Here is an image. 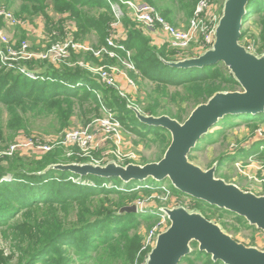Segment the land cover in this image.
Wrapping results in <instances>:
<instances>
[{
    "label": "trees",
    "instance_id": "trees-1",
    "mask_svg": "<svg viewBox=\"0 0 264 264\" xmlns=\"http://www.w3.org/2000/svg\"><path fill=\"white\" fill-rule=\"evenodd\" d=\"M110 1L114 3L116 0ZM110 1L25 0L19 14H40L48 21H51L47 15L48 10L59 16H66L65 19L76 25L78 31L75 38L86 40L95 35L92 37L98 38L100 46H106V38L114 20ZM145 1L158 7L163 0ZM170 1L184 10L186 18L190 20L200 0ZM246 9L240 41L246 36L243 28L250 19L258 18L264 33V0H250ZM160 10L170 22L175 23L174 13L169 7H161ZM123 23L128 30L124 47L127 51L134 52L136 69L149 81L158 82L157 88L161 91L167 85L182 87L184 94L193 99L195 109L207 103L216 93L223 92L225 86L230 88L228 92H234L240 87L231 72L225 73L220 65L191 69L169 67L167 63L175 62L176 59L171 58L165 48L157 49L153 46L143 30L128 17H125ZM258 50L259 56L264 54V48ZM118 52L122 58L126 57V52ZM73 55L80 59L86 57L99 64L92 53ZM23 65L39 79H29L18 69L0 68V103L9 108L11 117L8 122L11 134L4 137L0 132V150L10 147H6V144L15 137L13 132L19 135L28 129L30 118H36V113L49 119L54 116L52 119L58 124L56 132H61L70 125L77 108L84 115L86 111H93V116L98 117L103 105L98 98L101 93L106 101L105 106L118 111L117 118L123 126L145 139L162 143L161 155L156 162L164 157L171 143V136L168 140L163 135L167 131L142 124L133 107L117 97L114 90L101 85L98 78L87 69L80 66L68 69L51 62L37 61ZM78 84L83 86L77 87ZM141 107L143 114L148 116H169L182 122L188 119L183 120L181 114H172L159 100H151L146 106L141 104ZM236 117L248 123H264L263 113L257 116H227L216 126L225 128L233 124ZM88 121L89 119L86 123ZM151 135L156 137L150 138ZM64 151L65 148L57 147L49 153L36 156L17 153L0 157V230L11 246L8 255L0 250V264H94L96 260L95 264H133L143 245V236L139 231L142 224L145 223L147 229H150L160 218L157 214H121L120 210L134 205L137 200L150 198L154 192L163 193V185L156 187L158 189L152 188L155 180L151 178L144 182L125 183L120 178L107 179L94 175L81 177L71 172L54 170L53 167L57 165H83L91 162L90 158H67ZM260 154L264 160V151ZM146 164L148 162L144 163ZM170 187L174 193L183 194L171 183ZM194 200L197 211L207 219L202 213L203 205L220 213L235 215L238 222L248 224L245 219L232 212L211 206L202 200ZM191 248L192 253L183 258L180 264H194L196 258L203 264H224L221 261L215 262L211 255L200 252L195 242L191 244Z\"/></svg>",
    "mask_w": 264,
    "mask_h": 264
},
{
    "label": "rangeland",
    "instance_id": "rangeland-1",
    "mask_svg": "<svg viewBox=\"0 0 264 264\" xmlns=\"http://www.w3.org/2000/svg\"><path fill=\"white\" fill-rule=\"evenodd\" d=\"M110 2L112 11L114 13V20L110 25V30L107 38L119 34L121 30H126L124 32V35L128 38V30L126 29L123 23L125 17H128L133 23H135L139 29L141 28L144 31L143 33L146 32V34L150 37H155L154 35L152 36L150 32L143 29V25L135 20L132 11L129 9V7L123 6L119 1L115 3H112V1ZM136 2L151 5L145 0H136ZM224 2L225 0H214V4L218 12H222ZM24 3L25 0H0V8H3L5 12L13 18V20L21 21L22 23L20 26L8 28V33L12 36L13 39L16 40L17 45L28 43V45L31 46L33 50L46 51L54 45L66 46V43H70V40H68L67 38L69 36H73L74 41H71L72 44L69 47L70 55L69 51L67 50L65 53L61 54V56L65 54L63 58L67 57L68 55L69 57L64 60L55 57V66H65L64 68L75 69L77 68L76 66H80L79 64H82V66L80 67L83 69L89 68L87 70L90 71L91 74H98L97 71H99V69L110 67V72L116 80L117 88H122V86L127 88V78L136 82L135 90H131L130 88L129 90L122 88L124 90L123 93L125 94L124 97H122L118 92L116 94V96L119 97L122 101H124L126 105L133 108H137L143 114V107H141V104H143V106H146V104L150 103L151 100H159L162 103V106L166 105L172 114H181L183 120H185L187 117L189 118L190 114L194 110L193 99L190 96H186L184 94L182 87L167 85V88L164 91H161L157 88L158 82L149 81L142 75V73L138 69H136V71H129L126 67V57L122 58L121 55H119L118 53L117 54L119 58H121V60H119V58L113 59L105 55H101L98 57L95 56L93 52L96 53L99 49L104 46H100L97 37H92L95 35L88 37L86 40H83V38L81 37L75 38L76 33L78 31L76 25L73 24L69 19H65L64 17L66 16H59L49 10L47 11V15L49 16L51 21H48L45 17L40 14L33 15L29 13H23L22 15H20L19 13L21 11L22 4ZM114 5H119L121 7V13H123V15L119 19L116 16V10L113 9ZM161 7L170 8V10L174 13L175 23L170 22L162 14L160 10ZM155 8L158 9V11L166 20L174 24L175 27L182 30L188 29L191 18L190 20L187 19L184 10H180V7L178 8V5L176 3L170 0H163L159 4V6H156ZM68 22L72 26L69 25ZM119 23L120 26H118ZM0 25H2L3 27L5 26L3 20H0ZM205 26L209 27L210 24L207 22ZM243 30L244 32H246V36L242 41H240V44L245 46L246 48L251 47L253 52L258 55L260 52L258 48H264V33L263 28L258 23V18L250 19L249 22L245 24ZM61 31L63 32V34H61ZM157 38H159L160 43L158 44L159 47L156 48H165V52L171 58L176 59L175 62L190 60L193 59L194 56L198 55V43H201L198 42V40L193 43L187 50L177 51L172 49L169 43L164 38ZM126 40L124 42H126ZM124 42L122 43L123 46ZM73 44L74 46H76V48L78 47L83 48L85 50H92L93 52L84 50L77 51L76 49L71 48ZM63 46H61V48ZM261 51L263 52V50ZM88 53H92L95 57L94 59H96L99 64H96L97 62H95L94 60H87L86 57L80 59V57H74L73 55ZM130 54V62L131 64L133 63L134 66H136L133 62L134 52H130ZM107 60H109V62H107ZM37 62L41 63L48 61L38 60ZM217 65H220V67L225 73H229L230 70L222 62L218 63ZM1 67L2 65L0 63V68ZM25 67L28 68L27 66ZM24 76L32 80L34 79L33 77H30L26 74ZM36 79L39 78L36 77L34 80ZM82 86L83 84L77 85V87ZM229 89L230 88H228V86H225V89L222 91L228 92L230 91ZM235 90L236 91L234 92H242L241 87H238ZM100 95L101 97L98 98L100 102L103 103L102 107L99 110L100 116H93V111L92 113L90 111H86L84 115V113L77 108L75 111V116L71 119L69 125L70 127L67 126L61 132H56L58 124L52 119L54 116H50L51 118L49 119L46 116H41L36 113L37 117L30 118L29 127L26 131L20 132L19 135H16V133L13 132V137H15L11 139V141H7L6 147L12 145L13 143L19 140L26 138L32 139L35 137L36 139L42 140H48L49 138L59 139L62 138L64 134L71 129H82L88 124L96 121L97 119L108 117L107 115L110 114H107L108 112H105V109H111L105 106L106 101L103 94L100 93ZM91 107L93 106L91 105ZM113 114L118 115V111H114ZM10 118L11 117L9 108L0 103V132L3 133L2 135L4 137H8L11 134V131L8 129V122ZM86 119H89L88 123H86ZM180 123L182 124L184 122L181 121ZM121 127V140L119 142V145L113 144V142L105 144L101 143L94 151H92L88 155L84 154V156L79 152V149L76 150L72 147H63L65 148L64 155L70 159H72L73 156H78L83 159L90 158L93 161L100 162L101 164H105L108 161V163L104 165L107 166L108 164L112 163L109 162V160L115 158L113 153L118 151L120 152V155H124L126 157V164L130 163L134 165L144 166V163L147 162L148 164L156 163V160L161 155L162 143L160 141L152 142L150 139L143 138L128 127H125L123 125H121ZM258 130H261L260 132L262 136H256V132ZM163 135H165L167 139L170 140L169 132H163ZM155 137L156 136L151 135L150 138ZM202 139H204V141ZM1 146H3V143ZM7 149L8 148L0 150V157L6 156L3 154L7 151ZM262 151H264V123H248L240 120L239 117H236L234 123L225 128L215 125L207 135L200 139L197 146L190 153L189 160L191 163L197 165L205 171L217 165V171L215 175L218 179H223L227 183L235 184L242 190L253 192L257 196H264V160L262 158L263 156H261L260 154ZM23 155L32 156L33 153L24 152ZM220 161H223V163L220 164ZM74 182L78 183V181L76 180H74ZM169 182V180H165V182L163 181L161 183H156L154 181L152 183V188H160V186L163 185L165 188H168L172 192L171 198L168 196H164L162 193L154 192L150 198L143 199L147 202L146 205L148 210L155 212H149L144 214H157L160 219L150 229H147L145 223L142 224V227L139 230L141 235L143 236L142 243L145 241L146 236L158 224H160L159 230H161V233L165 232L169 228L170 222L163 213L164 209H175L176 207H184L191 213H201L197 211L195 207V198L192 199V197L188 195L174 193L170 187L171 182ZM109 186L110 185L108 184V187ZM138 188L141 187L138 186ZM123 208H121V210ZM137 211V213H142L139 208H137ZM202 213L206 217H208L210 221L219 225L223 229V231L229 236H231L234 240L246 245L247 247H253L260 251H264V232L258 229L256 226H251L249 223L241 224L237 221V217L235 215L217 212L206 205H203ZM245 221L248 222L246 219ZM10 247V243L4 239L0 230V250L8 255ZM194 260V264H203V262L197 258ZM181 264L187 263L183 262Z\"/></svg>",
    "mask_w": 264,
    "mask_h": 264
},
{
    "label": "water",
    "instance_id": "water-1",
    "mask_svg": "<svg viewBox=\"0 0 264 264\" xmlns=\"http://www.w3.org/2000/svg\"><path fill=\"white\" fill-rule=\"evenodd\" d=\"M250 0H225L221 18L210 50L197 58L167 63L175 69L205 68L222 62L242 88V92H218L205 104L197 106L189 118L180 123L168 116L154 117L133 108L144 125L160 127L170 133L171 143L164 157L144 166L129 164L107 166L67 164L54 166L81 177L94 175L102 178H120L123 182H157L169 180L181 193L211 206L245 218L251 226L264 232V196L244 191L235 184L216 177L217 165L203 170L189 160V155L202 137L226 116L264 113V55L251 53L240 44L243 19ZM135 205L120 213H137ZM169 228L159 234L145 264H180L192 253L191 244H198L200 252L224 264H264V251L234 240L216 223L201 213H191L184 207L164 209Z\"/></svg>",
    "mask_w": 264,
    "mask_h": 264
},
{
    "label": "built area",
    "instance_id": "built-area-1",
    "mask_svg": "<svg viewBox=\"0 0 264 264\" xmlns=\"http://www.w3.org/2000/svg\"><path fill=\"white\" fill-rule=\"evenodd\" d=\"M117 1H119L123 6L129 7V9L132 11L135 20L142 24L143 28L146 31L150 32L154 36L164 38L169 43L170 47L174 50L185 51L198 40V42H201L198 43V55L193 57L197 58L208 50H210L213 46L215 40V31L221 18V12L217 11L216 6L214 4V0H200L190 20L188 29L184 30L175 27L174 24L170 23L162 16L158 9L151 5H148L146 3H138L136 2V0H116L115 2ZM113 9L116 10V16L119 19L123 15V13H121V7L119 5H114ZM0 20H3V22L5 23L4 27L0 25V63L2 67H8L15 70L18 69L23 74H26L35 79L37 77L35 73L29 71V69L25 67L26 65L24 66L23 64L38 60H44L51 62L54 65L55 57L61 60H64L69 57V47L72 44L71 41H74L73 36H69L67 38L68 40H70V43H66V46L54 45L46 51L33 50V48L29 46L28 43L17 45L16 40L13 39L12 36L8 33L9 27L20 26L22 24L21 21L13 20V18L8 13H6L4 9L0 10ZM207 22L210 24L209 27L205 26ZM118 26H120V23ZM125 38L126 36L124 35V33L122 35H120L119 33L115 36H110L106 40L107 47L103 46L96 53H94L92 50H85L83 48L78 47L76 48L74 44L71 48L76 49L77 51H91L97 57L105 55L113 59L119 58L118 51L126 52L127 69L129 71H136V67L133 63L131 64L130 62V52L127 51L122 45V43L125 41ZM61 46L63 47L61 48ZM247 49L251 53L255 54L251 47H247ZM66 50L69 51V55L63 58L65 54L63 56H61V54L65 53ZM119 60H121V58H119ZM20 65H22L23 67ZM79 65L82 66V64ZM107 68L105 67L103 69H99V71H97L98 74L92 73L95 77H98V81L101 85L114 90L116 93L118 92L122 97L125 96V94L123 93V89H136V82L128 78L126 80L127 88L123 86V89L117 88L116 80L110 72L111 68ZM100 97L101 95L99 94V98ZM111 111L112 110L105 109V112H108L107 114H110L107 115L108 117L97 119L96 121L88 124L82 129H71L67 131L62 138L59 139L49 138L48 140H42L36 139L34 137L32 139L26 138L19 140L10 145V147L3 155L12 156L17 153L24 154V152L38 155L49 153L57 147H72L76 150L79 149V152L84 156V154L88 155L92 151H94L101 143L105 144L113 142V144L119 145V142L121 140L120 131L122 128V124L117 118L118 115H114V111ZM260 131L261 130H258L256 132V136H262ZM113 155L115 158L109 160V162H114L119 166L126 165V157L124 155H120V152L118 151L114 152ZM90 163L96 166H104L108 163V161L105 164H101L100 162L93 161L91 159ZM162 191V194L164 196H168L170 198L172 197V192L168 188L162 186ZM146 204V200L140 199L137 200L134 205L137 206V208H139L142 213L152 212L148 210ZM165 217L167 216L165 215ZM159 225L160 224H158L146 236V239L143 242V247L137 255L133 264H145L149 253L156 244L159 234H161V230H159Z\"/></svg>",
    "mask_w": 264,
    "mask_h": 264
},
{
    "label": "crops",
    "instance_id": "crops-1",
    "mask_svg": "<svg viewBox=\"0 0 264 264\" xmlns=\"http://www.w3.org/2000/svg\"><path fill=\"white\" fill-rule=\"evenodd\" d=\"M143 29H144V28H143ZM125 31H126V30H121V31H120V35H122ZM143 32H144V31H143ZM144 34H145L148 38L150 37L149 35L146 34V32H145ZM151 35H152V34H151ZM152 36H153V35H152ZM126 39H127V36H126ZM126 39H125V40H126ZM149 39H150V40H151V39L153 40V41H152V40H151V41H152V44H153L155 47H159L158 44L160 43V41H159V38H157V36H155L154 38L150 37ZM154 40H155V41H154ZM120 81H121V80H120ZM123 87H124V86H123Z\"/></svg>",
    "mask_w": 264,
    "mask_h": 264
}]
</instances>
